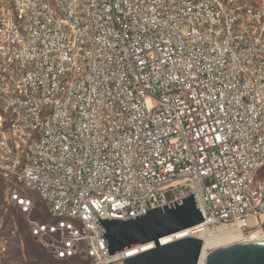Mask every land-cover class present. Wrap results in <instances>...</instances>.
Here are the masks:
<instances>
[{"label":"built area","instance_id":"1","mask_svg":"<svg viewBox=\"0 0 264 264\" xmlns=\"http://www.w3.org/2000/svg\"><path fill=\"white\" fill-rule=\"evenodd\" d=\"M0 180L58 261L124 264L155 241L99 219L191 193L196 230H264V0H0Z\"/></svg>","mask_w":264,"mask_h":264},{"label":"water","instance_id":"2","mask_svg":"<svg viewBox=\"0 0 264 264\" xmlns=\"http://www.w3.org/2000/svg\"><path fill=\"white\" fill-rule=\"evenodd\" d=\"M195 194L127 219H99L110 255L155 241L156 247L124 258V264H198L203 240L186 236L161 245L159 238L202 223ZM206 264H264V241L240 242L212 250Z\"/></svg>","mask_w":264,"mask_h":264},{"label":"rangeland","instance_id":"3","mask_svg":"<svg viewBox=\"0 0 264 264\" xmlns=\"http://www.w3.org/2000/svg\"><path fill=\"white\" fill-rule=\"evenodd\" d=\"M8 190L0 180V264H78V261H56L51 258L41 243L31 236L27 216L9 202ZM30 194L35 202L31 217L50 221L43 200L35 192Z\"/></svg>","mask_w":264,"mask_h":264},{"label":"bare ground","instance_id":"4","mask_svg":"<svg viewBox=\"0 0 264 264\" xmlns=\"http://www.w3.org/2000/svg\"><path fill=\"white\" fill-rule=\"evenodd\" d=\"M186 236H195L203 240L202 254L198 264H206L207 256L212 251V248L216 249L240 242L264 241V230H256L249 234H244L237 228L230 226L220 225L206 231L196 230L192 227L186 231L167 236L166 241H175Z\"/></svg>","mask_w":264,"mask_h":264},{"label":"trees","instance_id":"5","mask_svg":"<svg viewBox=\"0 0 264 264\" xmlns=\"http://www.w3.org/2000/svg\"><path fill=\"white\" fill-rule=\"evenodd\" d=\"M32 236V235H31ZM33 237V236H32ZM48 253V252H47ZM52 258V257H51ZM53 259V258H52ZM55 260V259H54ZM56 261H58V260H56Z\"/></svg>","mask_w":264,"mask_h":264}]
</instances>
